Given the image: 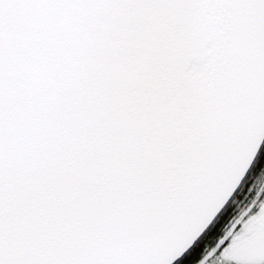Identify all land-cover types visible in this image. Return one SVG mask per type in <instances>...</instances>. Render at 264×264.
Segmentation results:
<instances>
[{
	"label": "snow or ice",
	"instance_id": "6c2138e0",
	"mask_svg": "<svg viewBox=\"0 0 264 264\" xmlns=\"http://www.w3.org/2000/svg\"><path fill=\"white\" fill-rule=\"evenodd\" d=\"M0 264H264V0H0Z\"/></svg>",
	"mask_w": 264,
	"mask_h": 264
}]
</instances>
